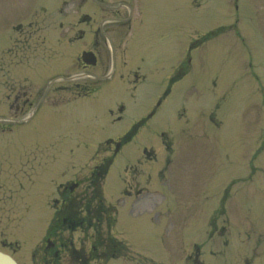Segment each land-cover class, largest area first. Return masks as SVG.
I'll return each instance as SVG.
<instances>
[{
    "label": "rangeland",
    "instance_id": "rangeland-1",
    "mask_svg": "<svg viewBox=\"0 0 264 264\" xmlns=\"http://www.w3.org/2000/svg\"><path fill=\"white\" fill-rule=\"evenodd\" d=\"M64 1L54 0L50 3L49 10L62 8L66 16L57 13L46 16L44 14L47 11L44 10L37 16V23H76L78 13L71 11L70 6L66 7ZM38 2L30 8L37 7ZM263 4L264 0H239V11L236 13L230 0H183L181 16L186 31L185 47L191 34L202 35L222 25L230 26L236 19L238 32L245 41L242 45L234 32L226 31L193 52L192 77L186 79L184 84L185 106L188 105L193 111L192 117L196 114L198 106H202L204 120L199 124H209V104L212 105L221 98L224 90L230 87L236 89L234 91L239 94L229 96L227 106L223 104L229 111L225 116V124L220 128L211 124L212 130L207 127L199 130L202 134L209 135V138L200 136L203 144L195 140V137L185 138L174 145L177 158L170 176L175 178L182 173L184 175L181 203L183 212L187 215L178 227L165 226L159 221V211L153 212L157 204L151 207L154 209L148 214L134 215V203L121 201L115 232L134 254L159 264H183V250L192 246L188 240H203L206 237L205 230L209 227L211 215H218L225 188L231 183L232 177L237 176L246 180L230 187V199L226 205L234 227L227 233L226 240H216L214 248L204 252L203 260L206 264H264V241L260 239V236H264V154L259 160L261 168L255 167L253 162V166L258 169L254 175L248 160L261 146L260 128L264 127V111L250 107L262 98L264 93L260 96L256 90L248 66L251 60L253 70L264 79ZM25 8L27 0H0L1 42L7 30L11 28L10 24L14 23L13 20H16ZM27 14L20 16L18 22L23 23ZM56 46H59L58 43L53 41L48 44L45 42L44 45L40 43L41 50L38 55L47 51L48 54L57 56ZM192 81L197 82L196 91L201 101L188 90ZM243 101L244 120L234 129L232 112ZM43 112L48 113L47 110ZM222 114L219 112V117H222ZM52 120L55 122L51 124L55 126L57 118L53 117ZM89 129V126L71 125L65 130L75 137L88 135ZM16 132L14 130L13 134ZM54 134L56 130L51 129L49 125L40 126L39 122H30L15 135L22 138L21 140H10L12 134H6L0 141V245L4 240L8 243H18L20 251L14 255L18 258L21 256L26 264H30L28 259L31 258L52 217L50 202L57 196V186L76 176L84 178L95 163L92 158L98 141H86L84 143L88 144L76 147L73 145L76 143L74 138L60 143L52 137ZM140 146L159 147L160 143L155 140ZM135 148H138L137 143L130 145L126 153H132ZM11 149L12 152H5L9 157L1 156V151ZM123 164L124 157H118L106 179L104 198L110 203L116 202L123 186L119 177ZM21 168L17 177L20 185H17L15 176L11 179L10 172ZM154 179L158 181V175H155ZM114 190L117 191L116 194H113ZM169 191L170 185L166 186L158 197L168 200ZM166 228L169 230L168 238L162 239L161 233ZM72 239L79 240L80 245L87 242H83L84 235L81 233L75 234ZM39 246L40 244L36 249ZM85 246L88 247V244ZM132 262L120 258L108 264H134ZM62 264H71L67 255L63 254Z\"/></svg>",
    "mask_w": 264,
    "mask_h": 264
},
{
    "label": "flooded vegetation",
    "instance_id": "flooded-vegetation-1",
    "mask_svg": "<svg viewBox=\"0 0 264 264\" xmlns=\"http://www.w3.org/2000/svg\"><path fill=\"white\" fill-rule=\"evenodd\" d=\"M100 5V3H98ZM124 8V9H123ZM110 10V15L108 17H102L101 22L104 24L113 23L112 28H104L103 25L98 27L97 32L93 33L95 37V42L93 44L94 50L92 48L89 51H92L95 55L94 59L96 64L94 66H89L81 59V56L77 57L75 62L74 69L80 71L79 79H75L78 82L70 83L69 86L59 87L48 91L43 90V92L38 88L25 87V76L23 71V65L25 59H33L29 55H24L23 51L20 50V56L10 59H2L0 62V90H1V102L4 111L2 113V120L7 121L15 125L20 119V117L28 110H33L36 114L40 113L43 107L48 105L50 108H56L59 104H64L67 101L76 100L77 98H83L87 94V81L86 75L95 71V69L106 71L109 66V57L110 54L106 49L107 41L112 45L113 56L115 57V45L114 41L118 38L120 39L124 33L128 30L130 31V39L132 42L135 41L136 31L132 25L134 20V12L136 8L132 5L131 0H125L119 3L116 7H112ZM106 20H113L106 22ZM100 25V24H99ZM62 27V26H61ZM69 27L67 32L69 31ZM37 29L35 26L29 25L26 30H21L18 28L19 37L21 41L18 40V44L21 47L27 46L36 38ZM85 33H81L75 39L85 40ZM144 63V59L141 61ZM14 63L12 68L9 69V65ZM139 69L133 72L135 78H139ZM91 70V71H90ZM36 74H39L36 72ZM60 76V75H58ZM173 78L172 80H174ZM71 82L73 80H70ZM145 122L137 123L133 128H137V132ZM136 131L135 129L133 132ZM136 132V133H137ZM133 135L124 134L120 137H117V140H125L127 138H132Z\"/></svg>",
    "mask_w": 264,
    "mask_h": 264
},
{
    "label": "water",
    "instance_id": "water-1",
    "mask_svg": "<svg viewBox=\"0 0 264 264\" xmlns=\"http://www.w3.org/2000/svg\"><path fill=\"white\" fill-rule=\"evenodd\" d=\"M0 264H15L8 256L0 254Z\"/></svg>",
    "mask_w": 264,
    "mask_h": 264
}]
</instances>
